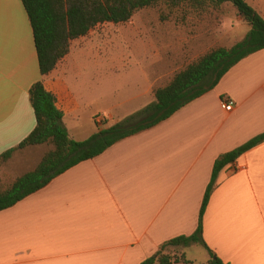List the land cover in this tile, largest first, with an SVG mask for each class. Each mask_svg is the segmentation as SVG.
Segmentation results:
<instances>
[{"label":"crops","instance_id":"0c3cea01","mask_svg":"<svg viewBox=\"0 0 264 264\" xmlns=\"http://www.w3.org/2000/svg\"><path fill=\"white\" fill-rule=\"evenodd\" d=\"M247 2L264 18V0ZM234 11L223 18L232 42L227 48L251 31ZM141 74L149 105L155 100L154 76ZM68 75L75 69L41 76L22 1L0 0V156L34 131L30 90L41 80L55 95L67 130L80 121L85 96ZM224 100L235 103L232 112L222 108ZM263 133L264 50L243 59L215 89L167 121L118 142L0 212V264H141L164 243L197 231L216 160ZM3 176L0 192L22 173L8 182ZM203 239L226 264H264V143L218 175Z\"/></svg>","mask_w":264,"mask_h":264},{"label":"trees","instance_id":"16d2710c","mask_svg":"<svg viewBox=\"0 0 264 264\" xmlns=\"http://www.w3.org/2000/svg\"><path fill=\"white\" fill-rule=\"evenodd\" d=\"M31 23L39 69L42 77L50 75L70 54L74 40L88 36L104 24L128 23L141 10L160 1L179 4L188 1L200 7L204 0H21ZM222 17L231 15L225 6L232 5L239 17L251 26L246 38L231 48L214 49L179 72L170 84L154 89L155 100L124 121L100 130L85 141L70 137L64 114L58 109L55 95L41 80L30 90L36 116L34 131L17 147L0 156L7 163L18 151L48 145L37 166L0 192V212L15 206L42 190L55 178L78 164L92 160L118 142L152 129L167 121L188 104L209 93L223 77L248 56L264 50V18L247 0H210ZM264 143V133L216 160L211 183L205 194L199 226L191 236H181L164 243L160 250L141 264H195L183 249L201 244L210 253L207 264H226L203 239L204 216L218 175L243 154Z\"/></svg>","mask_w":264,"mask_h":264},{"label":"rangeland","instance_id":"374dc122","mask_svg":"<svg viewBox=\"0 0 264 264\" xmlns=\"http://www.w3.org/2000/svg\"><path fill=\"white\" fill-rule=\"evenodd\" d=\"M203 3L194 7L188 1H160L139 11L128 23L100 25L76 40L73 54L56 68L75 69V75L67 78L73 85L79 84L86 100L80 121L69 126L71 138L85 141L146 108L148 102L139 81L142 71L153 74L154 89L163 87L206 53L232 45L223 29L221 9L210 0ZM225 7L226 13L235 12L232 5ZM243 26L248 30L246 23ZM110 115L113 119L108 122L101 118ZM48 149L42 145L18 155L11 167L0 169L4 182L33 169ZM183 251L195 264L207 262L208 254L201 244Z\"/></svg>","mask_w":264,"mask_h":264},{"label":"built area","instance_id":"2783aa9c","mask_svg":"<svg viewBox=\"0 0 264 264\" xmlns=\"http://www.w3.org/2000/svg\"><path fill=\"white\" fill-rule=\"evenodd\" d=\"M221 105H222V108L228 112H232L235 107V103L232 100H224ZM99 121L100 120H98V122Z\"/></svg>","mask_w":264,"mask_h":264}]
</instances>
